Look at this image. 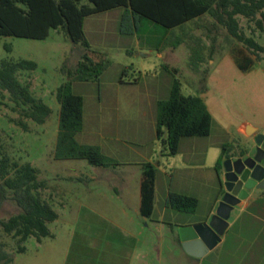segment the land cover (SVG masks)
<instances>
[{"label": "rangeland", "instance_id": "374dc122", "mask_svg": "<svg viewBox=\"0 0 264 264\" xmlns=\"http://www.w3.org/2000/svg\"><path fill=\"white\" fill-rule=\"evenodd\" d=\"M237 20L246 36L264 46L261 13L255 19L237 15ZM212 21L204 14L166 29L117 7L84 18L83 37L88 47L72 43L61 28L51 29L44 39L0 36V60L34 61L35 68L17 71V78L51 108L46 121L37 123L0 88L2 152L17 162H29L40 180L63 189L58 192L62 205L55 207L58 218L48 223L52 236L18 241L0 228V242L12 256L9 264H101L105 243L97 240L90 246L85 235L123 217L120 208L124 205L117 199L84 200L79 194L84 177L95 173V165L83 158L54 156L59 108L55 91L69 79L68 73L74 72L87 48L95 60L100 54L106 65L97 79L70 77L72 92L83 98L82 128L75 134L76 141L98 146L114 161L134 162L112 167L115 175L126 174L131 167L137 173L136 163L154 164L158 184L154 217L167 206L163 196L167 187L195 198L196 207L186 212L167 206L166 218L170 214L173 219L191 221L204 219L211 208L215 212L224 193L223 160L248 148L255 152L254 135L240 133V126L245 132L249 124L255 134H264V52L252 54L224 27H212ZM233 47L254 58L249 69L236 65L230 52ZM175 80L183 95L203 100L211 126L207 135L182 136L177 152L171 155L162 144L165 129L161 138L156 135V104L169 97ZM219 158L221 167H216ZM261 163L264 165V159ZM89 205L93 212L88 211ZM18 210L12 200L4 201L0 221ZM20 246L25 249L18 252Z\"/></svg>", "mask_w": 264, "mask_h": 264}, {"label": "trees", "instance_id": "16d2710c", "mask_svg": "<svg viewBox=\"0 0 264 264\" xmlns=\"http://www.w3.org/2000/svg\"><path fill=\"white\" fill-rule=\"evenodd\" d=\"M124 7L132 15L147 18L166 29L197 19L204 14L212 18V27L221 25L228 35L242 43L252 54L264 52V46L246 36L239 28L237 15L255 19L257 13L264 16V0H0V36H15L30 39H44L51 29L64 30L72 43L88 47L83 37V20L86 16L102 11ZM261 26V20L256 19ZM230 52L236 65L249 69L254 58L238 48ZM87 48L69 79L55 91L58 102V130L54 156L57 158H83L93 165H109L114 160L103 155L96 145L78 143L75 134L82 128L83 98L72 92L70 77L75 80L97 79L106 65L99 54L95 60ZM95 56V54H94ZM32 60H0V88L6 90L14 103L21 106L23 114L37 123H44L51 108L35 97L28 83L17 78V71L33 69ZM22 126L25 124L21 123ZM211 115L203 100L196 95H183L179 82L174 81L169 97L156 104V135L165 137L162 144L169 154H175L182 136L209 134ZM221 159L216 167H221ZM156 167L151 162L142 166L140 179L141 215L149 217L154 207ZM44 182L38 178L37 169L29 162L20 163L2 152L0 147V207L6 200H12L18 212L0 221L4 233L12 234L18 241L33 236L38 241L50 237L48 223L58 214L51 204L42 198L40 189ZM166 204L178 211L193 212L196 199L170 192ZM20 246L18 252L23 251ZM12 256L4 251L0 242V264H9Z\"/></svg>", "mask_w": 264, "mask_h": 264}, {"label": "crops", "instance_id": "0c3cea01", "mask_svg": "<svg viewBox=\"0 0 264 264\" xmlns=\"http://www.w3.org/2000/svg\"><path fill=\"white\" fill-rule=\"evenodd\" d=\"M239 131L249 136L241 126ZM251 154L252 150L248 148L239 155L232 154L229 157H245ZM123 163L132 166L134 162L115 160L109 165H95V173L85 176L84 185L79 188V194H82L84 200L117 199L124 205V208H120L122 219L85 235L90 246L96 244L97 240L101 244L105 243L101 264H264V189L251 190L249 195L236 205V212L232 219L228 218V225L217 244L203 256L194 257L184 251L179 230L187 225L207 221L214 209L211 208L204 219L189 221L186 217L182 221L175 217L173 219L170 214L166 218L165 206L161 215L154 217L158 190L156 175L152 213L149 217L141 215L139 205L142 165L136 163L137 173H134L131 167L132 170H128L126 174H112L111 168ZM42 181V198L57 212L55 207L62 205L59 193L63 189H54V186ZM170 192L187 195L167 187L163 195L165 200ZM134 200L135 205L131 204ZM87 209L92 212L94 210L91 205ZM234 209L235 206L231 212L235 211ZM51 233L53 235L52 231Z\"/></svg>", "mask_w": 264, "mask_h": 264}, {"label": "water", "instance_id": "95a60500", "mask_svg": "<svg viewBox=\"0 0 264 264\" xmlns=\"http://www.w3.org/2000/svg\"><path fill=\"white\" fill-rule=\"evenodd\" d=\"M245 133L252 135L255 128L246 124ZM264 134H254L255 152L245 158L227 157L223 160L224 193L218 206L207 221L180 228L179 235L184 251L201 257L220 240L227 225L231 210L246 198L253 189H264Z\"/></svg>", "mask_w": 264, "mask_h": 264}, {"label": "flooded vegetation", "instance_id": "af4514ba", "mask_svg": "<svg viewBox=\"0 0 264 264\" xmlns=\"http://www.w3.org/2000/svg\"><path fill=\"white\" fill-rule=\"evenodd\" d=\"M255 134V133H254ZM254 153H252L251 155H253ZM246 157V156H245ZM245 157H242V158H245ZM233 159H235V158H233Z\"/></svg>", "mask_w": 264, "mask_h": 264}]
</instances>
